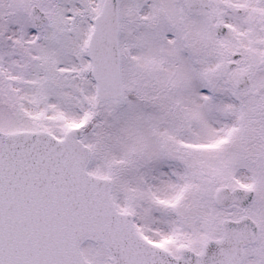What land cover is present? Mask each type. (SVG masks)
Returning a JSON list of instances; mask_svg holds the SVG:
<instances>
[{"label":"snow or ice","instance_id":"1","mask_svg":"<svg viewBox=\"0 0 264 264\" xmlns=\"http://www.w3.org/2000/svg\"><path fill=\"white\" fill-rule=\"evenodd\" d=\"M0 264H264V0H0Z\"/></svg>","mask_w":264,"mask_h":264}]
</instances>
